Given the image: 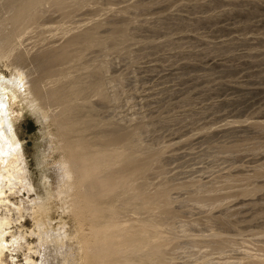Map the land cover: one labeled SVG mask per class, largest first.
Returning <instances> with one entry per match:
<instances>
[{
	"label": "rangeland",
	"instance_id": "rangeland-1",
	"mask_svg": "<svg viewBox=\"0 0 264 264\" xmlns=\"http://www.w3.org/2000/svg\"><path fill=\"white\" fill-rule=\"evenodd\" d=\"M22 1L0 0V19ZM41 11L45 22L59 18L49 4ZM78 11L71 20L74 34L94 26L96 42L74 60L69 82L98 86L106 96L81 102L79 119L99 123L95 132L103 138L137 131L129 152L139 139L141 153L157 157L169 189L165 214L149 210L158 202L115 191L122 263L264 264V0H98L96 8ZM12 70L0 63L7 77ZM8 94L37 187L47 182L45 169L61 153L42 152L46 126ZM148 179L160 182L156 172ZM27 197L24 192L13 200ZM59 203L52 201L53 225L65 220L74 234L76 223L58 210ZM14 212L11 231L28 235L32 217ZM28 238L32 245L13 253L15 261L8 253L7 264L40 260L36 237ZM76 261L85 264L82 255Z\"/></svg>",
	"mask_w": 264,
	"mask_h": 264
},
{
	"label": "bare ground",
	"instance_id": "bare-ground-1",
	"mask_svg": "<svg viewBox=\"0 0 264 264\" xmlns=\"http://www.w3.org/2000/svg\"><path fill=\"white\" fill-rule=\"evenodd\" d=\"M46 4L59 15L57 20L45 22L41 7ZM97 5L98 0H23L0 19V63L13 68L9 77L0 71V264H7L8 253L15 261L12 254L28 244V236L36 237L40 256L39 261L28 257L30 264H76L81 255L85 264H123L125 254L113 223L115 191H134L139 200L158 202V206L149 207L150 211H168L169 189L164 185L157 157L141 153L139 139L135 151L129 152L139 133L99 137L95 132L99 123L78 117L81 102L93 97L106 99L98 86L75 87L69 82L74 60L96 42L94 26L76 35L71 20L80 7ZM79 45L84 47L77 50ZM36 60L40 61L37 65ZM8 93L39 115L46 126L42 152L61 153L60 159L45 169L47 182L37 187L14 129ZM52 126L56 132L51 131ZM106 159L112 163L106 165ZM155 172L160 182L148 179ZM24 192L28 197L14 202ZM54 200L60 202L57 208L63 215L73 217L74 234L68 232L62 222L65 220L53 225ZM24 211L32 217L34 229L28 235L21 231L16 234L11 231L15 223L12 212L23 218ZM160 257L170 258L164 253Z\"/></svg>",
	"mask_w": 264,
	"mask_h": 264
}]
</instances>
